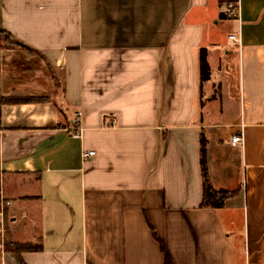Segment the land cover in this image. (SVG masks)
I'll return each mask as SVG.
<instances>
[{
  "label": "crops",
  "instance_id": "0c3cea01",
  "mask_svg": "<svg viewBox=\"0 0 264 264\" xmlns=\"http://www.w3.org/2000/svg\"><path fill=\"white\" fill-rule=\"evenodd\" d=\"M3 34L0 264H264V0H0Z\"/></svg>",
  "mask_w": 264,
  "mask_h": 264
},
{
  "label": "trees",
  "instance_id": "16d2710c",
  "mask_svg": "<svg viewBox=\"0 0 264 264\" xmlns=\"http://www.w3.org/2000/svg\"><path fill=\"white\" fill-rule=\"evenodd\" d=\"M1 43H3L4 47H21L22 45L16 41H11L6 34L1 35ZM210 77V69L208 63L206 61V54L205 51H201L199 53V78L201 83L209 80ZM43 100L40 99H9V102L12 103H30V102H41ZM200 170H201V177H202V185H203V197L202 202L200 204V208L203 209H220L223 206V202L225 199L236 196L238 193V189L234 191H225V190H215L213 189L208 173L207 168V160H206V140L201 134L200 136ZM7 247V248H6ZM7 244H5V249L8 250ZM13 252L18 257L22 252L31 251L32 249L29 246H24L20 244H15L12 246ZM11 249V250H12ZM40 250V248H38ZM160 249L165 257L164 264H171L168 255L165 251V248L162 243H160ZM20 261V259H19ZM20 264H23L20 262Z\"/></svg>",
  "mask_w": 264,
  "mask_h": 264
},
{
  "label": "rangeland",
  "instance_id": "374dc122",
  "mask_svg": "<svg viewBox=\"0 0 264 264\" xmlns=\"http://www.w3.org/2000/svg\"><path fill=\"white\" fill-rule=\"evenodd\" d=\"M227 20V19H226ZM228 22V21H226ZM218 67V65L216 64V68ZM214 71H217L216 69ZM234 73V71H233ZM216 75V73L214 74ZM235 76L233 74H231V72H229L228 74V81L225 79V84H228V90H227V86L226 88L224 87L221 91V95L217 94L215 99L213 100H209L207 101V107H208V112L209 110H211V112L208 113V115L206 116V119H210L212 121H216V122H228V120L230 119V114L236 109V105L234 103H230L228 105L227 102V94L229 93V95L231 96L234 95V83L235 81ZM205 92L208 93L210 91V87L206 86V88L204 89ZM212 94L214 93V91L211 92ZM209 97V96H208ZM232 99V97H231ZM223 111V112H221ZM5 244L6 242H2L1 243V247L4 249L5 248ZM11 249V248H10Z\"/></svg>",
  "mask_w": 264,
  "mask_h": 264
},
{
  "label": "built area",
  "instance_id": "2783aa9c",
  "mask_svg": "<svg viewBox=\"0 0 264 264\" xmlns=\"http://www.w3.org/2000/svg\"><path fill=\"white\" fill-rule=\"evenodd\" d=\"M239 14V5L237 1H229L225 4L224 9H223V16L227 20H232V19H237ZM228 39L231 40L232 42L238 41L235 35H229ZM75 125H77V120H75ZM79 129H74V132L72 133L73 137H78L79 136ZM242 140L240 136H234L231 138V143L232 144H241ZM94 152H87L83 156L84 158H89L90 156H93ZM0 229H2V219L0 215ZM2 233L0 232V235Z\"/></svg>",
  "mask_w": 264,
  "mask_h": 264
}]
</instances>
